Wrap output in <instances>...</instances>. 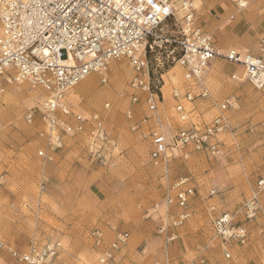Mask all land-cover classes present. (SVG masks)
<instances>
[{
  "label": "built area",
  "instance_id": "2783aa9c",
  "mask_svg": "<svg viewBox=\"0 0 264 264\" xmlns=\"http://www.w3.org/2000/svg\"><path fill=\"white\" fill-rule=\"evenodd\" d=\"M236 4L242 9L248 2L238 0ZM259 45L264 51V37ZM122 59L128 61L132 72L126 87L129 104L125 116L131 129L140 131L142 122L133 119L139 108L148 111L144 120H154L145 134L149 159L163 168L166 176L178 158L188 160L199 152L217 158L224 153L226 143L221 136L231 130L225 113L240 105L233 97L221 102L215 99L207 82L213 61L241 65L246 81L259 91L264 87V58L218 49L213 35L200 24L193 0H0V96L9 86L24 83L43 91L24 119L36 130V153L46 162L69 146L83 143L101 167L116 164L122 150L102 114L77 110L68 95L93 74L102 75L100 84L108 83L110 64ZM176 67L181 81L171 89L174 114L170 116L176 125L168 129L163 87L165 76ZM231 78L239 80L236 74ZM204 103L217 110L211 118H206ZM104 108L109 110L110 102ZM195 191L192 177L168 178L164 213L157 228L166 244L180 238L191 218ZM263 191L261 178L237 212L224 211L213 219L226 259L232 257V244H248L246 223L261 213ZM238 214L246 223H238ZM89 237L100 250L97 263L108 264L116 260L130 234L116 231L106 244L104 231L95 228ZM62 248L61 241L49 240L33 242L20 252L8 247L0 236V253L8 250L15 261L24 264H52ZM189 264L211 263L199 256Z\"/></svg>",
  "mask_w": 264,
  "mask_h": 264
},
{
  "label": "rangeland",
  "instance_id": "374dc122",
  "mask_svg": "<svg viewBox=\"0 0 264 264\" xmlns=\"http://www.w3.org/2000/svg\"><path fill=\"white\" fill-rule=\"evenodd\" d=\"M106 74L108 83L100 84L102 75L93 74L89 76L85 84L83 83L86 79L72 89L68 97L77 110L84 113L96 111L102 114L109 131L119 140L120 150H122L117 158V161L120 158L121 161L119 163L116 161V164L112 165L117 166L118 169H112V171L127 177L129 181L128 194L122 198L109 199L108 202L106 201L107 204L94 203L92 200H88L87 203L79 202L77 207L85 210L81 217L84 219L89 217L88 213L94 206L116 205L120 213L126 212L125 218L120 217V213L118 215L122 223L138 225L145 236L135 246L130 235L126 246L119 251L116 260L108 264H189L198 256L197 252L203 249L210 250L208 255L212 264H264V243L260 241L254 251L255 257L251 251L246 252V249H243L246 246L232 244V257L226 259L222 253L223 243L217 237L213 227V219L216 216L224 211L237 212L251 197L259 179L253 183L250 176L244 173L234 182L233 194L228 197V200L219 202V211L212 210L213 206L209 205L197 206L200 213L195 217L192 213L191 218L181 230L180 238L174 243L166 244L158 235L157 228L161 223V215L164 213L167 182L168 178L170 179L169 173L172 167H169L166 176L163 168L154 165L149 159V139L145 137V134L154 125V120H144L149 114L148 111L145 109L140 115L136 114L133 119V121L142 122L140 131H133L125 116L129 104L126 87L132 75L128 61L123 59L113 61ZM165 80L167 89L163 88L165 95L163 115L164 121L169 123V126L166 125L169 129L170 125L173 127L176 125L174 118H170L174 114L171 89L173 85L181 81L180 69L178 67L173 69L165 76ZM42 94L43 91L24 83L9 86L0 96V236L8 247L20 252L27 251L33 242L61 241L63 248L52 264H98L100 250L96 249L89 237V232L98 227L88 226L84 230L73 232L62 229L59 221L72 224L62 219V209L67 208L68 213L72 214L74 206L68 202V205L57 201L52 203L45 193L54 184L53 179L58 180L60 174L82 175L83 178H79L78 184H87V175L92 174V169L101 166L92 160L83 143L69 146L62 159H59L57 155L51 162H46L37 155L36 130L25 122L24 116ZM106 102H110L109 110L104 108ZM244 148L238 149L237 156L243 152L244 159L252 160L250 157L252 150L246 151ZM78 158H84L89 168ZM249 159L244 164L239 161L243 169H236L231 173L239 175L240 172H244V168L249 166ZM42 182H45L43 189ZM76 183L74 182L75 185ZM193 205L196 206L191 204V209ZM209 207H211L210 210ZM85 221L89 225L90 219L87 218ZM237 221L246 223L239 214ZM247 226L250 227L249 224ZM189 227H194L192 234L196 236L189 237L191 236V232H187ZM118 231L129 233L123 229ZM104 237L106 244H109L114 235L111 239L105 234ZM139 238L140 236L135 238L137 242ZM242 253L247 260L241 259ZM0 264L24 263L15 261L9 251L4 250L0 253Z\"/></svg>",
  "mask_w": 264,
  "mask_h": 264
},
{
  "label": "crops",
  "instance_id": "0c3cea01",
  "mask_svg": "<svg viewBox=\"0 0 264 264\" xmlns=\"http://www.w3.org/2000/svg\"><path fill=\"white\" fill-rule=\"evenodd\" d=\"M237 1L193 0L198 10L200 24L205 31L213 35L218 49L223 52L230 50H236L240 53L251 52L264 58V51L259 45L261 38L264 37V0H246L248 4L242 9L237 7ZM233 74H236L239 80L232 79ZM207 82L218 102L233 97L241 105V108L239 106V109L229 110L225 113L231 130L221 136L226 143V148L217 159L199 152L192 154L188 160L178 158L170 164L172 167L169 173L170 180L178 176L193 178L196 186L195 198L190 203V205L196 204L195 207L193 205V208H190L191 211H194H192L193 217L200 213L197 206H216V210L219 211V202L228 200V197L233 194L234 182L238 180V177L243 176V173L250 176L253 183L255 180L264 178V87L262 91L255 89L244 78V69L241 65L221 59H216L209 66ZM202 109L206 111V118H211L217 113V110L212 108L211 103H204ZM143 111L145 108H139L138 114L140 115ZM243 147L246 151L252 150L250 156L252 160L244 159L242 157L243 152L237 156L238 149ZM66 151L58 154L59 159L65 156ZM78 159L82 160L85 166L89 168L84 158ZM230 159L231 161H229ZM247 159L250 160V163L248 167L244 168V172H240L239 175L231 173L233 170L242 168L239 161L244 164ZM120 161L121 158L118 159L117 163ZM236 162L238 163L235 164ZM116 167L92 169V174L87 175V184H78L82 175L67 176L60 174L58 180L53 179L54 184L45 193L48 200L52 203L57 201L60 204L68 202L74 206L72 214L68 213L69 209L66 208V211L62 209V219L72 223L65 224L62 220L59 221L62 229L73 232L80 229L84 230L88 226H95L102 229L109 239L113 237L116 231L123 229L129 231L135 246L142 241L145 236L141 227L134 224H123L122 219L118 218L120 210L117 209L116 205L113 207L112 205H103L104 203L107 204L109 199L122 198L128 194L129 181L127 177L112 171V169H118ZM246 176L245 179H247ZM74 182H77L76 185ZM88 200H92L94 203L104 202L103 206L98 205L90 209L89 217H87L90 219L89 225L85 221L87 218L81 217L85 210L82 207H77L79 202L87 203ZM261 203L262 211L259 216L246 223L250 225V238L248 244L245 245L246 248L243 249H246V252L251 251L254 257L258 242L264 243V191L261 194ZM124 216H126L125 211L120 213V217ZM189 228L187 231L191 232L189 237L196 236V234H192L194 227ZM138 236L140 238L137 242ZM208 247L210 249V246ZM197 254V257L203 256L212 264L208 255L210 250L203 249ZM241 259L247 260L243 253Z\"/></svg>",
  "mask_w": 264,
  "mask_h": 264
},
{
  "label": "bare ground",
  "instance_id": "6f19581e",
  "mask_svg": "<svg viewBox=\"0 0 264 264\" xmlns=\"http://www.w3.org/2000/svg\"><path fill=\"white\" fill-rule=\"evenodd\" d=\"M88 80H89V77H88V79H86V81H84L83 84H85ZM164 89H165V90L167 89V85L164 86ZM36 93H37V92H36Z\"/></svg>",
  "mask_w": 264,
  "mask_h": 264
}]
</instances>
